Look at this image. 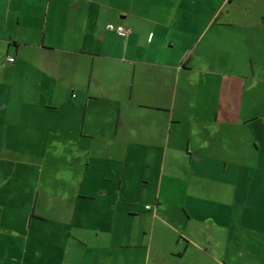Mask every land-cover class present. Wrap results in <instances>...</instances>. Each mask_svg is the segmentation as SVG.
I'll list each match as a JSON object with an SVG mask.
<instances>
[{"label": "crops", "instance_id": "obj_1", "mask_svg": "<svg viewBox=\"0 0 264 264\" xmlns=\"http://www.w3.org/2000/svg\"><path fill=\"white\" fill-rule=\"evenodd\" d=\"M262 27L255 5L0 0V264H264ZM55 123L65 193L30 178L58 169Z\"/></svg>", "mask_w": 264, "mask_h": 264}, {"label": "rangeland", "instance_id": "obj_2", "mask_svg": "<svg viewBox=\"0 0 264 264\" xmlns=\"http://www.w3.org/2000/svg\"><path fill=\"white\" fill-rule=\"evenodd\" d=\"M176 5H255L257 7H259V10L263 11L264 12V0H176ZM241 9H246V7H242ZM262 29H264V27H262ZM60 125V124H59ZM58 126L57 123H55L54 127L51 128V129H48L47 130H52L53 134L52 135H49V133L47 134V141L50 139V143L49 145L45 146L43 145V148L44 149H48L49 151V156L51 157V161L54 162V164H58L59 166L57 167L58 169H53L51 170V174H50V177H48L46 175V173H44L42 175V177H40L39 173L37 172H32V175H31V179H36V180H42V183H45V184H48V178H50L49 180H52L53 182H55V186H58L60 188L56 189L58 190L59 193H65V191L61 189V182L62 181H66L67 183H73V181H76L77 179V172L75 170H72V169H62L61 168V161H67L68 160H71L73 157L75 158L76 155H75V151H73L72 153H68V150H69V145H64L65 141H66V137L64 135L66 134H69V131H67L66 129V126L61 124L60 127L58 128V132H54V129L55 127ZM71 138L70 135H67ZM69 138V140H70ZM68 150H67V149ZM263 145L261 146V149H260V161L261 162H264V153H263ZM256 153L254 154V156L251 157V159H256ZM2 158V157H1ZM249 158V157H248ZM2 161V159H1ZM75 162L77 161V159L74 160ZM205 172H208V171H204ZM247 172V171H246ZM213 172H210L206 175V185L207 187L210 189L209 190V193L211 192V190L214 188V184L212 182V178L214 177V175L212 174ZM234 173V171L232 170H229L228 171V179H231V176L232 174ZM98 175L101 174V172H97ZM106 176L108 178V182H106V186H109L111 185V187H115L116 189L118 188V177L116 175H110L109 172L106 173ZM30 179V180H31ZM245 179H246V182H245V185L243 186V194L247 197V196H251L252 195V192H249L248 191V180L252 179L253 182L255 181H259L260 178L257 177V178H253L250 174H246L245 175ZM52 182V183H53ZM64 183V182H63ZM53 184V185H54ZM149 196H146V195H143L142 196V201H139L137 198H135L134 201L132 202H135L134 204H127V203H121L119 202L118 206H117V210H116V215H115V221L116 223L118 224H122L123 222L126 221V218H127V215L129 214V210L131 209L130 207H134L136 209H143L144 208V204L146 202H150V199L148 198ZM147 203V204H148ZM205 209H208V208H212L214 209L216 206L215 205H209V204H206L204 205ZM105 211V209H104ZM127 213L126 216H124V214ZM262 215H264V210L262 211ZM22 221V219H19ZM106 218L102 217L99 219V222L102 223H105L106 222ZM23 229V228H22ZM3 232L7 233H3V235H0V242H6L7 243V239L9 237V230L8 229H4ZM14 235H17L16 233H13ZM28 233L26 230H24V233L21 234L22 238H25L27 237ZM18 236V235H17ZM9 252V253H8ZM11 251H6L5 253L2 254V256L4 258H6V264H10L8 262V259L11 258Z\"/></svg>", "mask_w": 264, "mask_h": 264}, {"label": "built area", "instance_id": "obj_3", "mask_svg": "<svg viewBox=\"0 0 264 264\" xmlns=\"http://www.w3.org/2000/svg\"><path fill=\"white\" fill-rule=\"evenodd\" d=\"M107 29L120 38L126 37L131 31L130 27H127L123 24H116V23H108ZM8 61L12 62L14 61V58L8 57ZM146 208H149V206H147Z\"/></svg>", "mask_w": 264, "mask_h": 264}, {"label": "trees", "instance_id": "obj_4", "mask_svg": "<svg viewBox=\"0 0 264 264\" xmlns=\"http://www.w3.org/2000/svg\"><path fill=\"white\" fill-rule=\"evenodd\" d=\"M229 1H231V0H229Z\"/></svg>", "mask_w": 264, "mask_h": 264}]
</instances>
